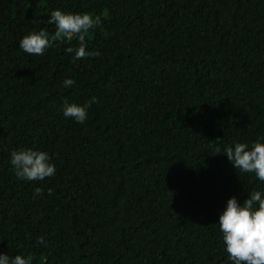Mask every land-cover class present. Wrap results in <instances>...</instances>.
I'll list each match as a JSON object with an SVG mask.
<instances>
[{
	"label": "trees",
	"instance_id": "16d2710c",
	"mask_svg": "<svg viewBox=\"0 0 264 264\" xmlns=\"http://www.w3.org/2000/svg\"><path fill=\"white\" fill-rule=\"evenodd\" d=\"M57 9L100 16L85 41L100 56L74 59L76 37L42 56L19 47L53 38ZM92 97L84 123L63 115ZM261 138L264 0H0V254L232 264L219 216L264 181L223 152ZM21 148L47 152L55 175L19 179Z\"/></svg>",
	"mask_w": 264,
	"mask_h": 264
},
{
	"label": "clouds",
	"instance_id": "9594fccd",
	"mask_svg": "<svg viewBox=\"0 0 264 264\" xmlns=\"http://www.w3.org/2000/svg\"><path fill=\"white\" fill-rule=\"evenodd\" d=\"M49 22L56 26L54 37L50 39L49 34L43 29L24 35L19 41V47L25 53L42 56L45 49L53 46L54 41L70 44L76 37L78 47L69 46L65 49L67 53L74 54V59L101 55L97 51L86 52L85 42L89 30L100 24V16L93 17L89 13H67L57 9L51 12ZM74 84L75 80L71 78L63 81L65 88H71ZM96 102V97H92L83 106L65 100L63 115L84 123L87 119V108ZM261 139H257L251 148L245 143H235L234 148L228 146L223 153L227 155L236 170L254 173L260 181H264V143ZM216 153L221 152L217 149ZM10 163L16 176L22 180L42 181L54 176L56 172L55 165L50 163L49 154L32 148L12 151ZM36 192L40 193L41 189L37 188ZM51 194L49 189V195ZM218 225L232 264H264V193L251 190L249 197L242 204L238 203L235 197L230 198L225 210L219 216ZM37 243L47 246L43 237H40ZM33 259L32 254L26 257L18 254L11 258L7 254H0V264H32Z\"/></svg>",
	"mask_w": 264,
	"mask_h": 264
}]
</instances>
